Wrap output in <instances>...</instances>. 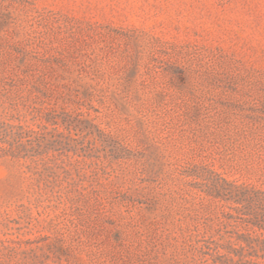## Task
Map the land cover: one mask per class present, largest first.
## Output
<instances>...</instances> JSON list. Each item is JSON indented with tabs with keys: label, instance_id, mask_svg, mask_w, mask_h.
<instances>
[{
	"label": "rangeland",
	"instance_id": "1",
	"mask_svg": "<svg viewBox=\"0 0 264 264\" xmlns=\"http://www.w3.org/2000/svg\"><path fill=\"white\" fill-rule=\"evenodd\" d=\"M264 0H0V264H264Z\"/></svg>",
	"mask_w": 264,
	"mask_h": 264
},
{
	"label": "trees",
	"instance_id": "2",
	"mask_svg": "<svg viewBox=\"0 0 264 264\" xmlns=\"http://www.w3.org/2000/svg\"><path fill=\"white\" fill-rule=\"evenodd\" d=\"M262 192H264V191H262ZM261 227H264V222H263V225Z\"/></svg>",
	"mask_w": 264,
	"mask_h": 264
}]
</instances>
